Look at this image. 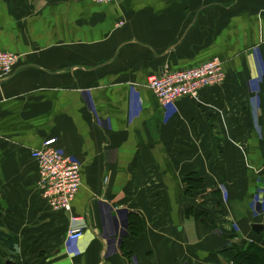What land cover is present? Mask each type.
Wrapping results in <instances>:
<instances>
[{"label":"crops","instance_id":"obj_1","mask_svg":"<svg viewBox=\"0 0 264 264\" xmlns=\"http://www.w3.org/2000/svg\"><path fill=\"white\" fill-rule=\"evenodd\" d=\"M0 50L18 54L0 80V264H225L263 224L264 0H0ZM217 58L224 80L171 107L147 85ZM49 137L80 163L71 212L37 185Z\"/></svg>","mask_w":264,"mask_h":264},{"label":"built area","instance_id":"obj_2","mask_svg":"<svg viewBox=\"0 0 264 264\" xmlns=\"http://www.w3.org/2000/svg\"><path fill=\"white\" fill-rule=\"evenodd\" d=\"M96 3H113L115 0H91ZM18 54L0 50V80L9 77L17 64ZM225 78L220 60L209 59L203 63L184 69H161L158 75L150 77L147 85L163 108L175 105L183 97H193L205 86L218 85ZM56 139L49 137L40 148L31 151V157L38 167V188L40 195L53 211L71 212L72 200L81 184L80 163L62 153L55 144ZM71 225L66 238L78 241L84 229L79 220L72 215Z\"/></svg>","mask_w":264,"mask_h":264},{"label":"trees","instance_id":"obj_3","mask_svg":"<svg viewBox=\"0 0 264 264\" xmlns=\"http://www.w3.org/2000/svg\"><path fill=\"white\" fill-rule=\"evenodd\" d=\"M263 234L264 230L259 233L254 231L253 237L244 246H240V242L233 241L224 246L219 253L225 262L229 264H264ZM13 242H16V240H13Z\"/></svg>","mask_w":264,"mask_h":264},{"label":"water","instance_id":"obj_4","mask_svg":"<svg viewBox=\"0 0 264 264\" xmlns=\"http://www.w3.org/2000/svg\"><path fill=\"white\" fill-rule=\"evenodd\" d=\"M252 228L255 232L259 233L264 230V224L258 223V222H253L252 223ZM10 264V262H9Z\"/></svg>","mask_w":264,"mask_h":264},{"label":"rangeland","instance_id":"obj_5","mask_svg":"<svg viewBox=\"0 0 264 264\" xmlns=\"http://www.w3.org/2000/svg\"><path fill=\"white\" fill-rule=\"evenodd\" d=\"M263 236H264V234H263ZM235 242H236V241H235ZM237 242H239V241H237ZM229 243H232V242H229ZM244 244H247V242H243V243H241L240 246H241V245L244 246ZM226 263H227V262H226ZM226 263H225V264H226ZM227 264H229V263H227Z\"/></svg>","mask_w":264,"mask_h":264}]
</instances>
